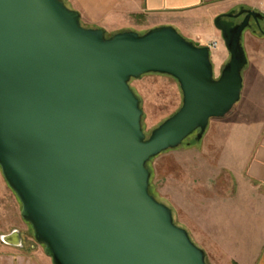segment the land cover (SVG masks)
<instances>
[{"label":"water","instance_id":"obj_1","mask_svg":"<svg viewBox=\"0 0 264 264\" xmlns=\"http://www.w3.org/2000/svg\"><path fill=\"white\" fill-rule=\"evenodd\" d=\"M263 18H215L230 53L215 76L210 47L174 26L108 37L61 0H0V169L52 264H209L150 193L147 163L233 110L243 34ZM151 73L176 79L182 104L147 136L130 81ZM0 240L23 246L18 230Z\"/></svg>","mask_w":264,"mask_h":264},{"label":"crops","instance_id":"obj_2","mask_svg":"<svg viewBox=\"0 0 264 264\" xmlns=\"http://www.w3.org/2000/svg\"><path fill=\"white\" fill-rule=\"evenodd\" d=\"M79 10L81 21L107 32L136 31L171 25L181 19L192 24L187 39L210 47L215 76L230 58L215 18L232 10L264 14V0H65ZM186 28V26H185ZM243 46L248 65L243 89L254 85L252 104L211 119L197 144L163 152L154 176L158 191L194 243L205 249L209 264H264V35L245 30ZM216 43V45H214ZM243 92V90H242ZM241 100V99H240ZM238 104V103H237ZM13 196H11V194ZM13 198V199H11ZM11 202L12 212L0 227V237L21 232L23 246L0 240V264H52L31 226L21 218V204L0 169V207ZM180 218V219H181Z\"/></svg>","mask_w":264,"mask_h":264},{"label":"rangeland","instance_id":"obj_3","mask_svg":"<svg viewBox=\"0 0 264 264\" xmlns=\"http://www.w3.org/2000/svg\"><path fill=\"white\" fill-rule=\"evenodd\" d=\"M82 25L84 27H89L87 26L86 21H83ZM191 26L192 24H190L187 18L181 19L179 23L180 31L188 37H190L188 30L191 28ZM248 29H257L260 32L264 31V18L259 21V24H257L252 19L251 27L247 28L246 30ZM112 35V32H107L108 37ZM130 86L134 93L141 99V107L143 109L142 127L147 136L150 135L153 129L158 127L162 122L173 115L182 104V92L180 90L178 82L173 77L153 73L146 74L140 79H132L130 81ZM253 90L254 85L249 82L248 79L244 85L241 100L238 102V104H236V106H238V108L236 109L237 113L243 111L246 107H249L252 104ZM236 106L233 108V110L236 108ZM197 136V132L189 136L182 143V145L179 146V148H185L187 146L199 143L201 140H197ZM157 157L153 158L150 162L147 163V167L151 171L150 191L157 200L165 204L166 198L162 197V195L158 191V184H156V179L154 176V167ZM11 196L13 195L11 194ZM12 209L13 208L11 207V202H8L0 207V227H2L3 223L5 222L7 215H10ZM180 218L181 217L179 216L174 217V222L178 226L183 227L186 223L183 218ZM31 233L33 235V230L31 231ZM206 260L208 262L207 257Z\"/></svg>","mask_w":264,"mask_h":264},{"label":"trees","instance_id":"obj_4","mask_svg":"<svg viewBox=\"0 0 264 264\" xmlns=\"http://www.w3.org/2000/svg\"><path fill=\"white\" fill-rule=\"evenodd\" d=\"M61 1H63V2L65 3V0H61ZM65 4H66V3H65ZM66 5H67V4H66ZM113 35H114V34H113ZM263 35H264V34H263ZM151 160H152V159H151ZM151 160H150V161H151ZM150 161H149V162H150ZM150 193H151V191H150Z\"/></svg>","mask_w":264,"mask_h":264},{"label":"built area","instance_id":"obj_5","mask_svg":"<svg viewBox=\"0 0 264 264\" xmlns=\"http://www.w3.org/2000/svg\"><path fill=\"white\" fill-rule=\"evenodd\" d=\"M214 45H216V43H214Z\"/></svg>","mask_w":264,"mask_h":264}]
</instances>
